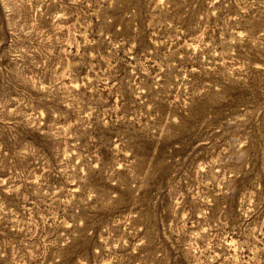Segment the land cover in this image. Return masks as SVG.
I'll use <instances>...</instances> for the list:
<instances>
[{
    "label": "rangeland",
    "instance_id": "374dc122",
    "mask_svg": "<svg viewBox=\"0 0 264 264\" xmlns=\"http://www.w3.org/2000/svg\"><path fill=\"white\" fill-rule=\"evenodd\" d=\"M245 7L242 0H33L31 7L21 0L8 14L0 6V180L7 181L0 186V264H13V246L25 264H103L105 228L110 244L128 241L127 251L114 249L113 264H244L253 246L264 249V8ZM61 10L66 20L55 19ZM40 85L51 86L63 113L25 130L23 113L55 110ZM14 108L21 114L11 116ZM57 120L73 125L58 143L59 159L57 142L44 135ZM13 128L40 149L35 158H14L23 144L12 140ZM237 139L248 140L240 160ZM65 146L75 154L70 164L95 154L105 172L72 183L45 171L53 161L59 171ZM9 187L20 191L9 194ZM89 189L101 197L99 213L92 201L82 204ZM112 192L119 199L109 205ZM206 201L218 206L209 211L214 203ZM81 218L87 232L78 228ZM205 227L217 239L209 249L205 233L197 252L192 233ZM137 228L143 231L133 234ZM224 236L247 246L230 249ZM139 239L146 244L132 253ZM251 264H264V251Z\"/></svg>",
    "mask_w": 264,
    "mask_h": 264
},
{
    "label": "clouds",
    "instance_id": "9594fccd",
    "mask_svg": "<svg viewBox=\"0 0 264 264\" xmlns=\"http://www.w3.org/2000/svg\"><path fill=\"white\" fill-rule=\"evenodd\" d=\"M21 2V0H0V6H3V10L8 13L11 14L13 11V8L15 6H17L19 3ZM23 3H26L29 7H31L33 5V0H22ZM37 2L40 4V6H43L45 3H48L49 0H37ZM53 2H55V0H53ZM70 5H79L82 2H84V0H68ZM111 3H114L115 0H110ZM242 2L246 5L244 11L248 12L249 9L251 7L256 6V4L259 2L261 8H264V0H242ZM68 17L65 15L64 11L61 10L57 16L55 17V19H63L66 20ZM54 22V21H53ZM13 28V35L14 37L19 36L18 31L16 30L15 26H12ZM248 35L247 32H241L240 36L241 37H246ZM6 40L5 38H0V46H3L5 44ZM86 43L92 44L95 43V41H91V40H87V38L85 39ZM20 51H23L22 49ZM13 59L14 60H19L20 59V55L19 52L13 51L12 53ZM72 68V65H69V69H66V74L67 75H72L70 69ZM89 71H91V68H89ZM85 80H87V77H85ZM36 83H39L38 81ZM65 90L66 89V86ZM80 87V85L73 83L71 85V88H78ZM39 92H43L45 94H47L49 97L53 98V106H54V111L49 113L46 109L45 106H41L40 110L37 111L35 108L31 109V113H23V115L26 118V125H25V121L21 120L19 123L22 126H25V130H27V128H33L36 130H39L40 128V123L43 117H45L46 115H55L56 117H60L63 113V109H59L58 107L55 106V95L52 91L51 86L49 85H40L38 88ZM22 102H18L17 104V108L19 107V104ZM26 107H29L26 105ZM68 107L71 108L72 105L69 103ZM6 108L5 104L0 103V116H3L4 114V110ZM95 111V109H92L91 111L88 112V117L90 118L92 116V112ZM21 113L17 112V109H12L10 115L15 117L16 115H19ZM71 118V115L69 114V119ZM178 123V122H177ZM83 127L85 128V130H87L88 128L91 127L90 124L84 123ZM73 128L72 124H67L66 126L64 125H60L59 120H57L56 122H54L50 127L49 130L47 132L44 133V135L46 137H51L53 138L57 144L53 145V147L55 148V153L54 155L56 156L57 159H59L60 156V151H59V147H58V143L59 141H61L62 139H66L69 135H71L72 133H70V129ZM12 136V140L15 142L17 147H20L23 144V149L17 153L14 154V158H27V157H33L35 158L39 152L40 149L29 144H24L23 140L21 138V134L16 132L15 128H13V132L11 133ZM248 144V140L247 139H237L235 144L233 145L234 149H235V154H237V159H243L245 157V151L244 149L246 148V145ZM3 145L0 144V153H3ZM117 150L119 151V146L117 148ZM127 155H130L131 153H126ZM75 155L73 152L69 151L67 146H65V150L63 152V159L59 160V171H56V163L55 161H53L51 164L47 165L45 168V171L50 172L52 175L55 176H66L69 178V180L72 183H75L77 179L82 180V181H87L89 179L90 174L99 172L101 174H103L105 172V168L103 167V161L99 156H95V160L93 161V156L95 154L89 155L87 157H81L79 155L76 156V161H75V165L70 164V158ZM85 160L86 162L84 164L81 165V161ZM3 161V156H0V163H2ZM119 167L123 168L126 167V165L124 164H119V162H117ZM76 165H81L80 169H76ZM203 167V166H202ZM84 169H87V172L85 173V175L83 176H79L77 173L79 171H83ZM115 169H111V172H114ZM39 179V178H37ZM7 181L6 180H0V186H3L4 184H6ZM223 184V182H221ZM9 194H12L13 192L19 193L20 189L17 187H9L7 189ZM74 191L79 192L81 191L80 187H77L76 189H74ZM221 194L222 195H226V193L223 192V189H221ZM101 197L100 195L93 190H88L87 191V196L86 198L82 201V204L85 208L91 207L89 205V201H92L93 203L97 204V212L99 213V211L101 210V205L99 203ZM119 199V196L117 193L112 192L110 194L107 195L106 197V202L107 204H112L113 201H116ZM72 203V199H68L64 201L65 205H70ZM206 203H214L213 201H206ZM180 206V199H177L176 202V207ZM218 205L214 203V207L213 209H210L209 211H213L215 210V208ZM253 211L252 206L250 205L248 208V212L245 213V215H247L248 213H251ZM4 212V204L3 202H0V214H2ZM200 215L202 217L205 216V212L201 211ZM185 216H187V213H185ZM0 218H2V216H0ZM132 219V217L130 216L129 218H127V220L125 221V227L127 228V223L130 222V220ZM119 223V222H117ZM66 227L68 228H72L73 225L68 224L66 225ZM78 228L82 231L87 232L88 228H87V224H86V220L81 218L79 220V224H78ZM105 232H108L109 235L107 237L101 235V240L103 242L104 247L107 249V253L105 254V259L103 260V264H113V262L115 260L118 259L117 254L114 252V249L116 248H122L125 251H127L128 249V241L125 240L123 237H121V239L119 240H114L113 243H109L110 240H113L112 234L109 231V229L105 228L104 229ZM143 228H137L134 230L135 232H142ZM182 231V229H181ZM211 232L212 229L209 227H205L202 229L201 232H193L192 233V241L189 245L190 248L194 249L195 251L199 252L200 249L199 247L196 245V240L197 239H201V238H205L204 234L207 233L209 237H211ZM88 235L91 236L92 233L88 232ZM213 239H217V237H211V238H207V243H208V248L210 249L212 247V240ZM224 241H230L229 247L230 249H241L247 246L246 242H240L238 240H232L230 236H224L223 237ZM63 244L68 246L71 244L70 239L65 236L63 239ZM146 244V239H139L138 243L131 248V252L132 253H136L137 249L140 248L141 245H145ZM222 246V245H221ZM208 249H205V251H207ZM97 253H100L101 249L98 247L96 249ZM259 251H264V249H257L254 246L252 247V255L250 257H248V259L246 261H244V264H251V262L253 260H255L257 258V253ZM19 256V259H16V257ZM32 257L33 259H37L36 257V253L35 251H33L32 253ZM6 259V253L4 251L3 248H0V260ZM212 259H216L215 256L212 257ZM233 259H237L242 260V257H233ZM197 260L199 261V257H197ZM13 264H25L24 261V257L20 256L19 250L16 249L15 246H13ZM80 264H84L83 261H80Z\"/></svg>",
    "mask_w": 264,
    "mask_h": 264
}]
</instances>
